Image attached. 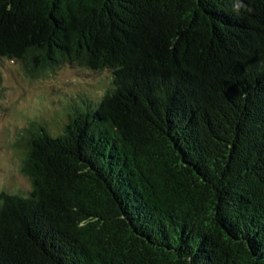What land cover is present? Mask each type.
Wrapping results in <instances>:
<instances>
[{
    "label": "trees",
    "instance_id": "obj_1",
    "mask_svg": "<svg viewBox=\"0 0 264 264\" xmlns=\"http://www.w3.org/2000/svg\"><path fill=\"white\" fill-rule=\"evenodd\" d=\"M107 70L21 129L0 264H264V0H0V63Z\"/></svg>",
    "mask_w": 264,
    "mask_h": 264
},
{
    "label": "rangeland",
    "instance_id": "obj_2",
    "mask_svg": "<svg viewBox=\"0 0 264 264\" xmlns=\"http://www.w3.org/2000/svg\"><path fill=\"white\" fill-rule=\"evenodd\" d=\"M109 86L107 70L93 72L65 65L54 72L32 77L21 63H0V193L26 191L23 174L21 129L37 121L57 134L66 123L64 107L87 94L100 97ZM71 98V100H68Z\"/></svg>",
    "mask_w": 264,
    "mask_h": 264
}]
</instances>
